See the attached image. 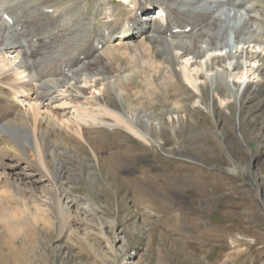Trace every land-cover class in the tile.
Masks as SVG:
<instances>
[{
    "label": "rangeland",
    "instance_id": "obj_1",
    "mask_svg": "<svg viewBox=\"0 0 264 264\" xmlns=\"http://www.w3.org/2000/svg\"><path fill=\"white\" fill-rule=\"evenodd\" d=\"M106 1L107 7L104 0H49L53 6L86 4L72 22L83 26L82 36L94 26L102 33L100 26L110 21L108 8L121 20L127 17L128 3ZM259 1L255 10L264 13V0ZM38 2L8 0L4 8L14 19L7 21L11 29L2 34L3 44L27 41L25 26L32 37L34 31L44 32L41 27L58 25L50 21L55 16L34 9ZM150 15L156 16L155 8ZM109 61L97 63H106L108 76L131 72L128 61ZM138 89L133 86L123 101L111 89L104 93L122 122L98 125L71 147L55 137L46 140L49 165L57 177L61 173L76 206L68 223L53 218L33 224L21 217L1 222L0 264H264V141L257 157L258 145L250 140L264 122V91L241 110L237 100L234 107L213 111L193 107L184 92L186 110L175 116L172 98L149 99ZM208 102L207 94L202 103ZM3 134L19 146L26 130L20 123L1 125L0 139ZM7 227L16 231L11 234Z\"/></svg>",
    "mask_w": 264,
    "mask_h": 264
},
{
    "label": "bare ground",
    "instance_id": "obj_2",
    "mask_svg": "<svg viewBox=\"0 0 264 264\" xmlns=\"http://www.w3.org/2000/svg\"><path fill=\"white\" fill-rule=\"evenodd\" d=\"M121 1L130 5L127 17L121 20L115 9L108 8L110 21L100 26L102 33L94 26L82 36L83 26L72 22L80 17L75 11L86 4L53 6L41 0L34 9L55 16L50 21L58 25L41 27L46 36L34 31L32 37L25 26L21 31L27 41L3 44L2 34L11 29L7 21L14 18L4 8L8 0H0V126L20 123L26 130L19 146L5 134L0 139V223L8 225L20 217L33 224L53 218L68 223L76 200L64 190L61 173L57 177V169L49 165L46 140L55 137L71 147V142H84L98 125L111 119L122 122L123 116L111 111L105 100L106 90L120 101L133 86L149 99L163 94L166 101L172 98L175 116L186 110L180 98L184 92L193 107L213 111L234 107L237 100L239 108L235 107L241 110L264 91V13L255 10L259 0ZM153 8L155 17L149 16ZM160 15L163 23L156 24ZM118 57L129 62L127 76H108L106 63L97 65L101 59ZM207 94L209 102L204 105ZM257 128L250 134L258 145L255 156L263 146L264 122ZM8 231L13 234L16 228Z\"/></svg>",
    "mask_w": 264,
    "mask_h": 264
}]
</instances>
